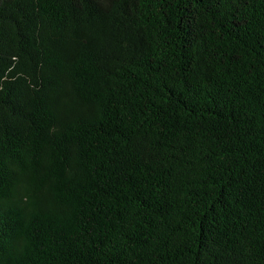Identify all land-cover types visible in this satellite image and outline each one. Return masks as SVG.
I'll list each match as a JSON object with an SVG mask.
<instances>
[{
	"label": "trees",
	"instance_id": "trees-1",
	"mask_svg": "<svg viewBox=\"0 0 264 264\" xmlns=\"http://www.w3.org/2000/svg\"><path fill=\"white\" fill-rule=\"evenodd\" d=\"M0 264H264V0H0Z\"/></svg>",
	"mask_w": 264,
	"mask_h": 264
}]
</instances>
